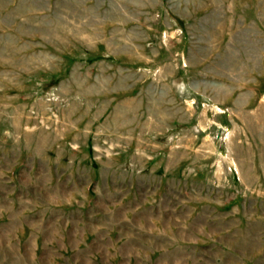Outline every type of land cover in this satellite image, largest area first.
I'll return each instance as SVG.
<instances>
[{
    "label": "rangeland",
    "instance_id": "1",
    "mask_svg": "<svg viewBox=\"0 0 264 264\" xmlns=\"http://www.w3.org/2000/svg\"><path fill=\"white\" fill-rule=\"evenodd\" d=\"M0 264H264V0H0Z\"/></svg>",
    "mask_w": 264,
    "mask_h": 264
}]
</instances>
